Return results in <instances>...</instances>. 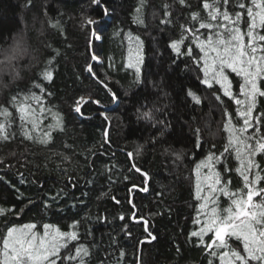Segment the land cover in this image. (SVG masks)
<instances>
[{
    "label": "trees",
    "instance_id": "trees-1",
    "mask_svg": "<svg viewBox=\"0 0 264 264\" xmlns=\"http://www.w3.org/2000/svg\"><path fill=\"white\" fill-rule=\"evenodd\" d=\"M204 2L145 0L143 23H136L139 0H0V123L9 125L8 138H0V247L10 227L35 225L39 239L46 224L49 233L70 232L78 222V238L61 249V257L75 256L83 245L86 264H220L205 247L214 233L207 232L203 243L191 233L210 219L213 207L225 215L223 209L232 206L221 192H210L214 172L221 176L217 188L246 192L235 152L224 151L225 125L231 120L229 128H238L243 121L240 106L218 84L201 82L203 53L196 37L210 32L185 29L199 28L193 12L208 18ZM228 8L240 10L234 0ZM247 20L245 11L242 31ZM182 36L177 52L170 44ZM48 70L51 80L43 78ZM225 74L234 96L243 99L242 78L229 69ZM80 97L84 116L75 111ZM257 108L264 112V98ZM210 155L219 158L212 169L198 168ZM256 161L264 167V155ZM205 196L207 201L198 198ZM229 244L243 251L234 237Z\"/></svg>",
    "mask_w": 264,
    "mask_h": 264
},
{
    "label": "snow or ice",
    "instance_id": "snow-or-ice-1",
    "mask_svg": "<svg viewBox=\"0 0 264 264\" xmlns=\"http://www.w3.org/2000/svg\"><path fill=\"white\" fill-rule=\"evenodd\" d=\"M178 2L181 6H187V0H178ZM92 3L100 5L101 0H92ZM230 3H233V0H210V2L205 0L203 8L208 12V18L201 20L200 14L193 12L192 19L200 21L199 28H188L185 31L198 34L199 29L209 30L210 34L205 39H200L198 35L196 37L198 40L197 47L203 53L201 71L204 74V79L201 82L209 88L213 86V82L218 84L223 95L234 99L236 105L240 106L237 111L243 121L242 126L229 128L231 120L225 125V128L229 129V140L224 151L226 153L230 150L235 152V157L241 165L236 171L243 178L246 192L233 193L229 191L227 185L217 188V185L221 184V176L219 172H214L213 177H209L212 179V183L208 185L210 192L213 195L217 191L221 192L231 200L232 206L223 209L225 215L219 214L217 208L213 207L210 219L204 223L199 231L192 232L191 236L199 237L203 243L204 235L207 232H213L212 243L205 245V247L211 250L209 254L212 257L219 258L220 264H264V186H259L260 182L264 180V175L261 174L264 173V167L256 161L258 154L264 155V112L258 111L257 108L258 98H264V33L261 32V29H264V0H247V2L246 0H234V7L240 9L239 11H230L228 8ZM144 4L145 0H139L134 15L136 23H143ZM221 4L224 6L223 10H221ZM168 7L165 5V16L169 15ZM104 11L107 14L108 9L105 8ZM245 11L248 17L246 21L247 31H242L240 25ZM88 22L96 23L91 19ZM169 22L161 21L165 24ZM181 43H183V36L180 41H173L170 47L178 52ZM192 51L189 47L187 54L192 55ZM209 56H211V63L207 59ZM93 59L96 57L93 56ZM138 63L139 59L137 65ZM126 66L133 67L134 65L129 63ZM226 69L242 78L243 82L240 84L239 95L243 99L234 96L231 81L225 74ZM88 71H93L91 66H89ZM139 73L140 68L136 66L137 79H139ZM43 78L51 80L52 72L50 70L45 71ZM36 87H40L39 84ZM188 95L192 96L197 104L200 103V99L194 93L189 91ZM33 98L39 99L35 96ZM118 98V94L112 93L114 101ZM216 99L220 100V97L217 96ZM82 102H86L84 97L77 100L75 111L84 116L81 112ZM93 102L100 103L99 100ZM19 111L21 112V120H25L27 115L25 107L21 106ZM5 115H7L6 112ZM31 115L33 117L31 120L32 128L35 129L38 127L35 112H32ZM100 115L103 116L104 113L101 112ZM143 115L149 117L150 113ZM84 118L90 119L91 117ZM8 127L9 125L6 123H0V138H8L6 131ZM249 129H253V131L249 132ZM25 135L29 139L32 138L27 132ZM44 135L47 137L49 134L46 132ZM136 155H140L139 149L136 151ZM129 156L131 157L132 154L129 153ZM176 158L180 159V155L177 154ZM214 160L218 161L219 158L210 155L206 161L197 167H207L211 170ZM225 171H230V169H225ZM250 175L253 178H250ZM23 182L24 180L21 178V183ZM257 197H259V202L255 200ZM198 198L205 201L209 199L208 196ZM201 207L203 208L205 205H201ZM4 211L0 208V215ZM120 219L123 220L124 216L121 215ZM77 226L78 222H73L71 225L73 231L62 232L56 229L49 233L47 229L51 226L46 224L44 225L46 229L44 237L39 239L32 232L35 225L28 224L23 229L10 227L7 230V235L3 238L2 247H0V264H57L58 260L61 261V264L65 260H78V264H86L84 258L89 255V250L83 245L76 248L75 256L61 257V249H66L69 241L77 240V232L75 231ZM126 228L127 225H125ZM233 237L242 245V252L229 244V240ZM123 256L124 252L121 251V257ZM209 264H212L211 260Z\"/></svg>",
    "mask_w": 264,
    "mask_h": 264
},
{
    "label": "water",
    "instance_id": "water-1",
    "mask_svg": "<svg viewBox=\"0 0 264 264\" xmlns=\"http://www.w3.org/2000/svg\"><path fill=\"white\" fill-rule=\"evenodd\" d=\"M145 225H146V222H145Z\"/></svg>",
    "mask_w": 264,
    "mask_h": 264
}]
</instances>
